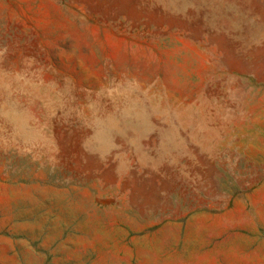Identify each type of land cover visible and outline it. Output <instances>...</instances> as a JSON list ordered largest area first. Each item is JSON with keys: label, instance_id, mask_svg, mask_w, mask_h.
<instances>
[{"label": "rangeland", "instance_id": "1", "mask_svg": "<svg viewBox=\"0 0 264 264\" xmlns=\"http://www.w3.org/2000/svg\"><path fill=\"white\" fill-rule=\"evenodd\" d=\"M166 222L264 264V0H0V264Z\"/></svg>", "mask_w": 264, "mask_h": 264}, {"label": "crops", "instance_id": "2", "mask_svg": "<svg viewBox=\"0 0 264 264\" xmlns=\"http://www.w3.org/2000/svg\"><path fill=\"white\" fill-rule=\"evenodd\" d=\"M166 222L153 234L141 239L135 247L137 254L132 264H233L235 238L219 241L208 227L200 232L196 223ZM190 226V227H188ZM250 245V240H244ZM134 257V256H133ZM238 264H252L250 256H240Z\"/></svg>", "mask_w": 264, "mask_h": 264}]
</instances>
